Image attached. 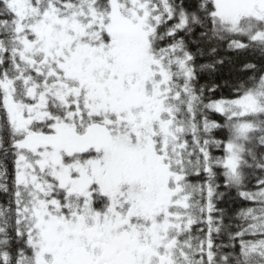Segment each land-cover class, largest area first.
Returning a JSON list of instances; mask_svg holds the SVG:
<instances>
[{
    "label": "snow or ice",
    "instance_id": "6c2138e0",
    "mask_svg": "<svg viewBox=\"0 0 264 264\" xmlns=\"http://www.w3.org/2000/svg\"><path fill=\"white\" fill-rule=\"evenodd\" d=\"M0 264H264V0H0Z\"/></svg>",
    "mask_w": 264,
    "mask_h": 264
}]
</instances>
